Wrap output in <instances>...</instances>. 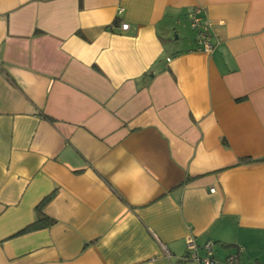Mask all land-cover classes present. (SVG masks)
Instances as JSON below:
<instances>
[{
    "label": "crops",
    "instance_id": "0c3cea01",
    "mask_svg": "<svg viewBox=\"0 0 264 264\" xmlns=\"http://www.w3.org/2000/svg\"><path fill=\"white\" fill-rule=\"evenodd\" d=\"M261 157L264 0H0V264H264Z\"/></svg>",
    "mask_w": 264,
    "mask_h": 264
},
{
    "label": "built area",
    "instance_id": "2783aa9c",
    "mask_svg": "<svg viewBox=\"0 0 264 264\" xmlns=\"http://www.w3.org/2000/svg\"><path fill=\"white\" fill-rule=\"evenodd\" d=\"M120 11V9H119ZM188 19L191 27L195 30V41L199 48L204 51H211L213 45L211 43L212 33L210 30V24L204 20L201 16V8L195 7L188 13ZM120 28L122 30L128 28L127 23H121ZM211 191L214 189L211 188ZM161 244L163 251L167 252V248L164 244ZM187 253L184 259L195 260L197 264H240L237 253H230L224 258H217L213 255V242L211 240L205 242L202 245L204 255H199L198 245L195 243L192 237L187 239Z\"/></svg>",
    "mask_w": 264,
    "mask_h": 264
},
{
    "label": "trees",
    "instance_id": "16d2710c",
    "mask_svg": "<svg viewBox=\"0 0 264 264\" xmlns=\"http://www.w3.org/2000/svg\"><path fill=\"white\" fill-rule=\"evenodd\" d=\"M248 161H264V157L261 158H240L238 163L248 162ZM50 199V196L44 197L35 207V219L28 226L21 229L18 234L25 233L31 230L39 229L45 226H48L54 222L53 219L48 217L44 212V206L47 201Z\"/></svg>",
    "mask_w": 264,
    "mask_h": 264
}]
</instances>
